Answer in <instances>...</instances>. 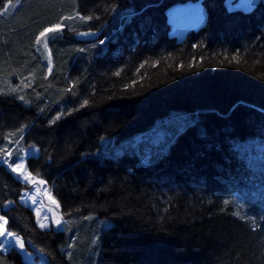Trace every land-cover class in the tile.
<instances>
[{
	"label": "trees",
	"instance_id": "16d2710c",
	"mask_svg": "<svg viewBox=\"0 0 264 264\" xmlns=\"http://www.w3.org/2000/svg\"><path fill=\"white\" fill-rule=\"evenodd\" d=\"M235 1L0 0V154L37 148L63 227L3 213L46 264H264V0ZM20 184L0 166V202Z\"/></svg>",
	"mask_w": 264,
	"mask_h": 264
},
{
	"label": "rangeland",
	"instance_id": "374dc122",
	"mask_svg": "<svg viewBox=\"0 0 264 264\" xmlns=\"http://www.w3.org/2000/svg\"><path fill=\"white\" fill-rule=\"evenodd\" d=\"M240 2L241 0H236L233 3V6L237 7ZM60 24L62 27L66 26L68 28L67 31L70 32L72 28H76V26L79 25V22L72 16H67L62 19ZM60 31L53 34L50 33L42 39L38 36L35 42L36 50L41 54V58L44 63H46L47 68L51 65L48 41L54 36L60 34ZM152 32H154L152 36H156V33L159 36L162 33L155 30ZM80 33L81 32L77 33L75 36L80 37ZM107 38L99 41V44H104ZM88 41L93 42L95 40ZM14 85H17V83L13 84V86ZM67 111H69V109L65 108L64 112ZM18 142L19 141L13 144V147L8 150H4L3 154H0V166L4 168L14 181L20 182V185H23V187L18 190L16 201L18 205L28 209V213H30L33 220V225L37 227L38 230L42 232H54L56 230H61L63 227L62 213L60 212L57 201L51 194L48 183L39 177L33 176L26 168V158L37 154V148L32 145H27L26 147H20L17 152L12 153L14 149H18ZM241 148L250 153L251 160L255 162L264 161V134L261 137L253 138L244 142L241 145ZM5 159L15 166V172H13L7 164L3 163ZM3 204H5V202ZM3 204L0 203V217H4L5 221H8V217L2 213V208L4 207ZM6 210V212H12L13 208L9 205ZM3 223L4 221L0 220V231L3 230ZM5 231H10L8 230L7 225L5 227ZM18 236L23 241V247H19L18 241H15L11 234H9L0 237V250L2 252H8L11 249H16L29 264H46V259H44L42 252L38 251L36 248L34 249L33 244L27 243L26 245L25 239L19 234ZM27 248L32 251H28Z\"/></svg>",
	"mask_w": 264,
	"mask_h": 264
},
{
	"label": "snow or ice",
	"instance_id": "6c2138e0",
	"mask_svg": "<svg viewBox=\"0 0 264 264\" xmlns=\"http://www.w3.org/2000/svg\"><path fill=\"white\" fill-rule=\"evenodd\" d=\"M249 2H251V0H249ZM60 30H62L61 24H59V23L52 24L51 26H48V27L40 30V33H39L40 39L45 38L50 33L53 34V33L58 32ZM10 91L11 92H15L17 90L15 88H10ZM3 163L7 164L13 172L16 171L15 166L12 165L11 163H9V161L7 159H5L3 161ZM225 203H227V201H225ZM0 220L4 221V223H3V230L0 231V237H3V236H6V235L11 234L12 238L15 241H18V246L19 247H23V241L20 239V237L18 236V234L14 233V232H11V231H5V227L7 225V221H5L4 217H0ZM0 254H2V253H0Z\"/></svg>",
	"mask_w": 264,
	"mask_h": 264
},
{
	"label": "water",
	"instance_id": "95a60500",
	"mask_svg": "<svg viewBox=\"0 0 264 264\" xmlns=\"http://www.w3.org/2000/svg\"><path fill=\"white\" fill-rule=\"evenodd\" d=\"M80 38L82 39H88V40H96L98 37H100L97 33V31H83L80 34ZM14 201L7 202L4 206V208H7L11 203Z\"/></svg>",
	"mask_w": 264,
	"mask_h": 264
},
{
	"label": "flooded vegetation",
	"instance_id": "af4514ba",
	"mask_svg": "<svg viewBox=\"0 0 264 264\" xmlns=\"http://www.w3.org/2000/svg\"><path fill=\"white\" fill-rule=\"evenodd\" d=\"M10 201H16V200H13V199H7V200H5V201H3V202H0V203H4L5 202V204L7 203V202H10ZM5 204H3L4 206H5ZM11 205V207L14 209L18 204H17V202H14V203H12V204H10ZM8 208V207H7ZM4 211H7L6 210V208H2V213L4 212Z\"/></svg>",
	"mask_w": 264,
	"mask_h": 264
}]
</instances>
